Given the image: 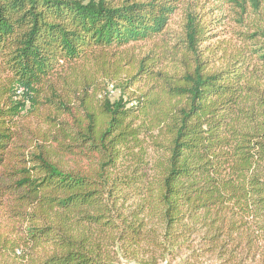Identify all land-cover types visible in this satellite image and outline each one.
Segmentation results:
<instances>
[{
  "label": "trees",
  "instance_id": "16d2710c",
  "mask_svg": "<svg viewBox=\"0 0 264 264\" xmlns=\"http://www.w3.org/2000/svg\"><path fill=\"white\" fill-rule=\"evenodd\" d=\"M179 2L0 0V264H264V30L123 51Z\"/></svg>",
  "mask_w": 264,
  "mask_h": 264
},
{
  "label": "rangeland",
  "instance_id": "374dc122",
  "mask_svg": "<svg viewBox=\"0 0 264 264\" xmlns=\"http://www.w3.org/2000/svg\"><path fill=\"white\" fill-rule=\"evenodd\" d=\"M187 24L196 29L194 41L201 49L239 45L242 44V37L252 32V24L256 25V28L263 27L264 30V0H181L161 35L148 41L129 44L123 51L141 56L154 45L167 40L173 44L175 40L185 38L184 28ZM120 78L119 81H109L100 76V92L96 96L97 99L107 98L111 102L130 99V89L123 85L124 75ZM185 257L186 252L182 251L176 258L167 257L166 264H213L212 261L204 259L185 260Z\"/></svg>",
  "mask_w": 264,
  "mask_h": 264
}]
</instances>
